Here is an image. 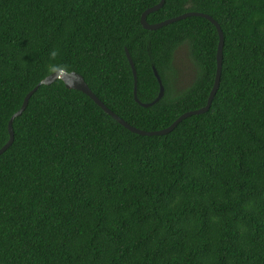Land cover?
<instances>
[{"label":"trees","instance_id":"obj_1","mask_svg":"<svg viewBox=\"0 0 264 264\" xmlns=\"http://www.w3.org/2000/svg\"><path fill=\"white\" fill-rule=\"evenodd\" d=\"M159 2L0 0V148L26 94L61 69L142 130L204 107L217 27L193 15L144 28ZM190 11L223 31L220 85L171 132H132L61 79L30 97L0 154V264H264V0H166L147 20ZM155 70L164 94L144 106Z\"/></svg>","mask_w":264,"mask_h":264},{"label":"water","instance_id":"obj_2","mask_svg":"<svg viewBox=\"0 0 264 264\" xmlns=\"http://www.w3.org/2000/svg\"><path fill=\"white\" fill-rule=\"evenodd\" d=\"M165 1L166 0H160L159 3H157L156 5H154L152 7L147 8L142 13L140 22L144 28L149 29V30H156V29H158L164 25H167V24L172 23L174 21L180 20V19L188 17V16H193V15L204 16V17L210 19L217 27L218 34H219V44H218V52H217L216 76H215L213 87L210 91V94H209V97L207 100V104L204 107H202L200 109H196V110H190V111L183 113L170 126H168L166 128H163L160 130H150V131L142 130V129L136 128L135 126L131 125L130 123H128L127 121L122 119L119 115H117L114 111H112L110 108H108L104 104V102L100 98H98V96H96L93 93V91L90 89V87L86 83L84 77L80 73H78L76 71H70L69 72L67 70L61 69V70L55 71V72L51 73L50 75H48L46 78L41 80L32 90H30L26 94L21 107L11 116V118L8 122L9 138H8L7 142L0 148V154L3 153L4 151H6L10 147V145L12 144V142L14 140L13 121L16 117L21 115L23 113V111L26 109L30 97L35 93V91L39 88V86L41 84H50L55 79H61L64 81V83L67 87L78 89V90H81L82 92L86 93L100 107H102L108 114H110L118 122H120L125 128H127V129H129L132 132H135L137 134H141V135H163V134H167V133L171 132L177 126V124L180 121H182L183 119H185L191 115L200 114V113L207 111L210 108L212 100H213V98H214V96H215V94L219 88V85H220V77H221V70H222V63H223V44H224L223 31L220 27V24L212 16L205 14V13H201V12H191L190 11V12H186V13H183L181 15H178L176 17L163 20L161 22H157V23L148 22V20H147L148 14L153 12V11L160 9L164 5ZM126 54H127L128 60L130 62V65L133 69L135 89H136V82H137L136 69H135L134 62H133L132 58L130 57V55L127 52H126ZM155 74H156V76L160 82V92H159L158 96L152 102L142 103V105H144V106H149V105L156 103L164 94V87L161 83V78L159 77L156 70H155ZM135 95H136V90H135Z\"/></svg>","mask_w":264,"mask_h":264},{"label":"rangeland","instance_id":"obj_3","mask_svg":"<svg viewBox=\"0 0 264 264\" xmlns=\"http://www.w3.org/2000/svg\"><path fill=\"white\" fill-rule=\"evenodd\" d=\"M174 66L178 71L179 86H185L193 78L194 66L183 47L179 48L175 53Z\"/></svg>","mask_w":264,"mask_h":264}]
</instances>
